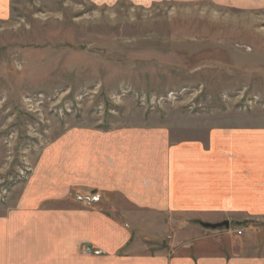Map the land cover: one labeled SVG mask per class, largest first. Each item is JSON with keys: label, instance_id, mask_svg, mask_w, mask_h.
<instances>
[{"label": "rangeland", "instance_id": "1", "mask_svg": "<svg viewBox=\"0 0 264 264\" xmlns=\"http://www.w3.org/2000/svg\"><path fill=\"white\" fill-rule=\"evenodd\" d=\"M220 2L0 0V213L66 129L264 127V0ZM161 222L167 242L182 221ZM228 222L236 236L264 225Z\"/></svg>", "mask_w": 264, "mask_h": 264}, {"label": "crops", "instance_id": "2", "mask_svg": "<svg viewBox=\"0 0 264 264\" xmlns=\"http://www.w3.org/2000/svg\"><path fill=\"white\" fill-rule=\"evenodd\" d=\"M173 132L153 119L63 131L0 213V264H264V225L236 236L188 222H264V127H213L191 140ZM89 194L100 197L86 208L76 199ZM108 196L124 222L101 212ZM173 217L181 225L169 224L163 242L161 220Z\"/></svg>", "mask_w": 264, "mask_h": 264}, {"label": "water", "instance_id": "3", "mask_svg": "<svg viewBox=\"0 0 264 264\" xmlns=\"http://www.w3.org/2000/svg\"><path fill=\"white\" fill-rule=\"evenodd\" d=\"M199 225L204 229L215 231V230H219L221 228L227 229L229 227V222L225 220V221H223L221 223H217V224L200 223Z\"/></svg>", "mask_w": 264, "mask_h": 264}, {"label": "built area", "instance_id": "4", "mask_svg": "<svg viewBox=\"0 0 264 264\" xmlns=\"http://www.w3.org/2000/svg\"><path fill=\"white\" fill-rule=\"evenodd\" d=\"M79 201H86L88 204H91L93 202H96L97 201V197H92V198H78ZM239 234V233H238ZM240 235V234H239Z\"/></svg>", "mask_w": 264, "mask_h": 264}]
</instances>
